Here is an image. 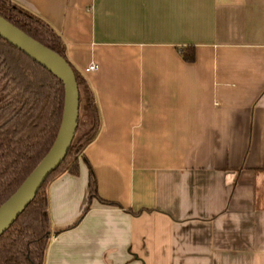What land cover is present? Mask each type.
<instances>
[{
	"label": "crops",
	"instance_id": "1",
	"mask_svg": "<svg viewBox=\"0 0 264 264\" xmlns=\"http://www.w3.org/2000/svg\"><path fill=\"white\" fill-rule=\"evenodd\" d=\"M9 1L88 80L101 126L85 156L118 205L84 215V161L54 181L45 264H264V0Z\"/></svg>",
	"mask_w": 264,
	"mask_h": 264
},
{
	"label": "trees",
	"instance_id": "2",
	"mask_svg": "<svg viewBox=\"0 0 264 264\" xmlns=\"http://www.w3.org/2000/svg\"><path fill=\"white\" fill-rule=\"evenodd\" d=\"M0 16L43 46L62 56L72 67L80 92L79 127L66 159L52 173L33 202L0 238V264H45L51 242L49 186L64 174L79 176L80 162L90 171L89 202L116 203L99 198L86 149L96 140L101 119L94 93L84 74L68 59L62 37L43 19L9 0H0ZM195 61L193 48L182 51ZM63 82L17 47L0 37V207L22 186L48 156L60 134L65 113ZM88 130L82 132L86 122Z\"/></svg>",
	"mask_w": 264,
	"mask_h": 264
},
{
	"label": "water",
	"instance_id": "3",
	"mask_svg": "<svg viewBox=\"0 0 264 264\" xmlns=\"http://www.w3.org/2000/svg\"><path fill=\"white\" fill-rule=\"evenodd\" d=\"M0 37L54 74L63 82L66 90L64 119L54 147L18 191L0 207L1 238L33 202L49 176L66 159L79 127L80 92L76 75L66 59L35 41L1 16Z\"/></svg>",
	"mask_w": 264,
	"mask_h": 264
},
{
	"label": "built area",
	"instance_id": "4",
	"mask_svg": "<svg viewBox=\"0 0 264 264\" xmlns=\"http://www.w3.org/2000/svg\"><path fill=\"white\" fill-rule=\"evenodd\" d=\"M98 70H99V66L93 63L85 69L84 73L89 74V73L97 72Z\"/></svg>",
	"mask_w": 264,
	"mask_h": 264
},
{
	"label": "rangeland",
	"instance_id": "5",
	"mask_svg": "<svg viewBox=\"0 0 264 264\" xmlns=\"http://www.w3.org/2000/svg\"><path fill=\"white\" fill-rule=\"evenodd\" d=\"M86 123H87V121L83 122V124H82V132H86L88 130V124H86Z\"/></svg>",
	"mask_w": 264,
	"mask_h": 264
}]
</instances>
